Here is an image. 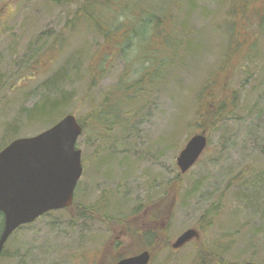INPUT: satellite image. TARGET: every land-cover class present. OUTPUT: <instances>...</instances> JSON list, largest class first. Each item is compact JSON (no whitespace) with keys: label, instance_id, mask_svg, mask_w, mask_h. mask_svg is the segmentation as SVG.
Wrapping results in <instances>:
<instances>
[{"label":"rangeland","instance_id":"1","mask_svg":"<svg viewBox=\"0 0 264 264\" xmlns=\"http://www.w3.org/2000/svg\"><path fill=\"white\" fill-rule=\"evenodd\" d=\"M81 1L0 0V152L16 139L50 129L51 120L41 122L30 112L63 94L71 95L70 103L51 119L58 123L72 114L86 127L76 146L83 174L74 205L18 229L1 264H117L149 250L145 232L156 234L150 264H191L198 249L215 243L224 246L229 264H264V32L250 21L263 16L264 3L183 0L186 12L179 18L202 33L205 48L193 60L182 52L175 70L187 69L154 92L140 114L126 115L122 128L105 130L90 119L125 62L120 56L106 60V73L94 85V66L111 49L89 27L72 35L68 23ZM126 1L130 13L137 5L157 8L168 0ZM176 24L167 22V33ZM233 49L239 52L234 57ZM73 54L80 55L79 62L71 61ZM172 69L166 71L176 72ZM61 70L64 80L52 83ZM222 102L228 114L202 118L206 104ZM203 133L206 151L181 174L177 158ZM177 175L181 190L174 196L170 181ZM150 200L153 206L147 207ZM101 203L105 213L77 219V206L98 210ZM211 207L218 217L202 231L199 222ZM188 230L198 237L173 250Z\"/></svg>","mask_w":264,"mask_h":264},{"label":"trees","instance_id":"2","mask_svg":"<svg viewBox=\"0 0 264 264\" xmlns=\"http://www.w3.org/2000/svg\"><path fill=\"white\" fill-rule=\"evenodd\" d=\"M50 1L61 5L62 2L66 0ZM72 1L73 0H71V2ZM255 1L256 0H244V5L247 6ZM259 1L264 3V0ZM129 3L130 1L128 2L126 0H82L73 17L70 18V23H68L69 29L72 31L75 29L72 35L76 36L77 31L80 33V27H89L95 35L103 40L102 45L111 49L108 54L106 52L102 53L98 59L99 63H95L94 76L92 79L94 85L97 83L96 79H103L106 73V60L108 61L110 58L114 59L116 56H120L125 62L123 73L118 82L104 98L101 104L102 107L96 110L93 114L94 117L90 119L93 124L101 126L105 130L122 128L123 125L126 124V119H124L126 115L132 116L140 114V112L145 110L146 106L151 103V95H153L154 92L158 93L164 87L171 84L172 81L176 80L177 72L181 73L187 69L182 68L180 70H175L176 63H179L177 58L182 52L183 56L186 55L185 57H190V59L193 60L198 55V52H196L198 48L203 49L206 46L205 43L199 41V36L202 33L197 34L195 31L192 32L189 28V22H187V20L182 22V19L179 18V14L186 12V10L182 8L184 3L183 0H168L158 5L157 8H155L153 4H151L150 8L140 4L137 5L133 11H130V13H126ZM262 15L263 16H258L250 21L251 23L257 21V26L260 30L262 29L263 33L264 11ZM167 22H172L173 24L177 22L176 25H172L170 33L166 31ZM157 39L161 41L155 48L154 43ZM65 46H67V44L58 49L59 54H62V52L66 50ZM237 52L238 51L233 49L231 53L232 57H234L233 55ZM52 53L53 50L51 48L49 50L50 57H53ZM168 55H170L169 58ZM58 57L59 55L54 57V59ZM230 57H227V61ZM69 58L71 61L78 59V62L81 59L80 55L75 54L71 55ZM69 63L70 61H68V67ZM190 64L192 63L189 62V65ZM169 67L173 68L172 70L176 72L168 73L166 70ZM65 72L66 71L61 70V72L57 73L52 83L63 81ZM168 74L169 79H167ZM213 83L214 81L212 80L211 84ZM70 100L71 95L67 94L61 95L60 99H56L52 102L45 100L41 105H37L30 112V115L35 119H39L41 122L49 119L51 120L49 123H54L52 124V126H54L57 124V119H55L57 118V114L63 109L62 107L70 103ZM227 107L228 105L225 102L214 106H208V104H206L204 111L207 115H202V118H209V120L212 121L213 118L220 119L229 113ZM132 110L134 111L132 112ZM51 116L55 118L51 119ZM77 121L80 124L78 119ZM81 126L84 131L86 127L84 125ZM106 139L107 137L102 140ZM181 180L182 177L177 175L170 181V186L173 190L172 194H174V196L176 192L179 193L181 190L179 183ZM170 186L167 187V192ZM176 199L177 198L174 200ZM151 206H153V202L150 200V204L147 205V207ZM77 207V219L88 217L87 213L99 215L102 212L105 213L107 210L104 203L99 204L98 210L83 208L80 205ZM218 213V210L215 211L214 207L206 211L199 222L202 231L205 230V227L212 226V223H214L215 219L218 217ZM125 218L126 216H122L120 222H123ZM3 225L4 218L3 215L0 214V234ZM155 238L156 234L151 232H145L142 235V239L149 247L148 252L151 256L153 253L152 249L156 245L153 244ZM223 247L224 246L215 243L198 249L191 264H229L225 261V255H227V253ZM4 255L3 251L2 257H4Z\"/></svg>","mask_w":264,"mask_h":264},{"label":"water","instance_id":"3","mask_svg":"<svg viewBox=\"0 0 264 264\" xmlns=\"http://www.w3.org/2000/svg\"><path fill=\"white\" fill-rule=\"evenodd\" d=\"M83 133L74 115H67L45 132L19 138L0 152V214L4 225L0 234V264L5 245L21 227L44 215L70 208L82 178V154L77 142ZM208 147V138L195 135L177 158L181 174L187 173ZM198 237L188 230L172 245L180 250ZM145 251L117 264H150Z\"/></svg>","mask_w":264,"mask_h":264}]
</instances>
